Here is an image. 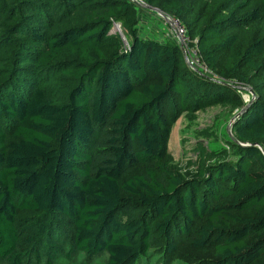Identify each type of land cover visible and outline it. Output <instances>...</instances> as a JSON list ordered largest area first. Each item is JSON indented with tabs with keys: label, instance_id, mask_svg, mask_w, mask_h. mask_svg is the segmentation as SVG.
Returning <instances> with one entry per match:
<instances>
[{
	"label": "trees",
	"instance_id": "trees-1",
	"mask_svg": "<svg viewBox=\"0 0 264 264\" xmlns=\"http://www.w3.org/2000/svg\"><path fill=\"white\" fill-rule=\"evenodd\" d=\"M144 1L181 22L212 77L173 33L144 37L150 12L130 0H0L1 261L167 263L181 242L212 264H264V37L243 34L264 29V0ZM246 88L231 152L175 166L181 115L239 114Z\"/></svg>",
	"mask_w": 264,
	"mask_h": 264
},
{
	"label": "rangeland",
	"instance_id": "rangeland-1",
	"mask_svg": "<svg viewBox=\"0 0 264 264\" xmlns=\"http://www.w3.org/2000/svg\"><path fill=\"white\" fill-rule=\"evenodd\" d=\"M140 6V5H139ZM143 8V6H140ZM145 9V8H144ZM145 15L140 29L144 37L152 36L159 38L165 34L173 33L174 29L166 20L149 11ZM122 29L114 25L111 33H119ZM243 34L249 38L252 35H260L264 37V29H257L250 27L249 30H244ZM247 89V88H246ZM245 89L244 98L250 99L252 94ZM232 112V111H231ZM229 109L212 108L203 112L197 113L193 118L181 115L177 123L172 128L171 139L169 142V155L172 163L185 171H195L197 166L206 161L212 163L214 158L211 157L210 152H220L222 149H228L227 140L232 138L228 132V127L232 124L234 116L238 114L236 110L231 113ZM232 129V128H231ZM234 137V132L232 130ZM230 151V150H229ZM231 152V151H230ZM32 213L21 212L18 218L31 216ZM124 218H128L131 212H122ZM30 235V234H29ZM20 252H25L23 245L19 248ZM212 257L209 253L194 251L190 248L188 243L179 244L177 258L167 263L163 260L162 250H152L150 256L143 264H212ZM107 256L102 254L95 258H88L84 253L72 252L69 257L58 258L53 264H105ZM0 264H7L6 261H1ZM22 264H44V254L40 253L39 261L35 258L26 260Z\"/></svg>",
	"mask_w": 264,
	"mask_h": 264
},
{
	"label": "built area",
	"instance_id": "built-area-1",
	"mask_svg": "<svg viewBox=\"0 0 264 264\" xmlns=\"http://www.w3.org/2000/svg\"><path fill=\"white\" fill-rule=\"evenodd\" d=\"M131 2L137 4L138 6L145 5L144 0H130ZM166 23L174 28V37L176 38L178 44L180 45L184 55L186 62L190 69L196 71L205 76H213V73L210 71L208 66L203 60L202 55L197 47V42L192 41L187 33L186 28L181 24L178 19L171 18L167 16ZM119 30L121 26L119 24H115Z\"/></svg>",
	"mask_w": 264,
	"mask_h": 264
},
{
	"label": "water",
	"instance_id": "water-1",
	"mask_svg": "<svg viewBox=\"0 0 264 264\" xmlns=\"http://www.w3.org/2000/svg\"><path fill=\"white\" fill-rule=\"evenodd\" d=\"M143 8H145L146 10H149V11H151V12H153V13H155V14H157L158 16H160L161 18H163V19H165V20H167V16L161 11V10H159V9H155V8H152V7H150V6H148V5H143ZM174 29V28H173ZM120 33H122V31H120ZM125 40V39H124ZM247 91H249V93L250 94H252V96H251V98H252V101H254L255 99H256V96H255V93H254V91H253V89L252 88H247L246 89ZM248 104L245 106V108L237 115V117H235L234 119H233V121H232V124L228 127V132H229V134L233 137V134H232V126H233V124L235 123V121L237 120V118H239L240 116H242L247 110H248V108H249V106H250V103H249V101H250V99L248 100V99H246L245 100ZM240 145H243V144H241L240 143ZM243 146H248V145H243ZM255 146H257V147H260L259 145H255ZM263 153H264V151H263Z\"/></svg>",
	"mask_w": 264,
	"mask_h": 264
},
{
	"label": "crops",
	"instance_id": "crops-1",
	"mask_svg": "<svg viewBox=\"0 0 264 264\" xmlns=\"http://www.w3.org/2000/svg\"><path fill=\"white\" fill-rule=\"evenodd\" d=\"M251 99V98H250ZM246 100V99H245Z\"/></svg>",
	"mask_w": 264,
	"mask_h": 264
}]
</instances>
